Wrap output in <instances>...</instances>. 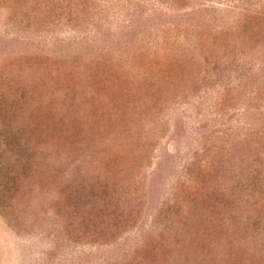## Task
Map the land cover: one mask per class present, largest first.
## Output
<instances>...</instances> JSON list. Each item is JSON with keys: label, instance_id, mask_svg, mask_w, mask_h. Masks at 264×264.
Instances as JSON below:
<instances>
[{"label": "rangeland", "instance_id": "rangeland-1", "mask_svg": "<svg viewBox=\"0 0 264 264\" xmlns=\"http://www.w3.org/2000/svg\"><path fill=\"white\" fill-rule=\"evenodd\" d=\"M9 142L77 193L45 264H264V0H0ZM50 248L0 214V264Z\"/></svg>", "mask_w": 264, "mask_h": 264}, {"label": "trees", "instance_id": "trees-1", "mask_svg": "<svg viewBox=\"0 0 264 264\" xmlns=\"http://www.w3.org/2000/svg\"><path fill=\"white\" fill-rule=\"evenodd\" d=\"M25 145V144H23ZM23 145L9 142L6 150H0V214L8 226L18 234H33L41 232L51 241L52 248L48 249L40 264L50 262L56 249L66 239L60 235V222L57 218L60 208L67 204L68 214L71 217V207L76 196V190L67 189V195L62 192L41 189L44 196L38 197V187L30 185L26 175V163L21 165L10 163L6 155L7 148ZM68 239V238H67ZM68 239L67 241H69Z\"/></svg>", "mask_w": 264, "mask_h": 264}]
</instances>
